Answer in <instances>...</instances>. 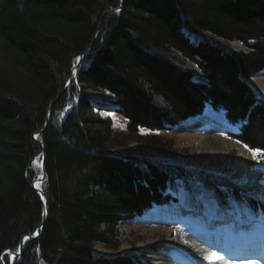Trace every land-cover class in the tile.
Here are the masks:
<instances>
[{
  "label": "trees",
  "instance_id": "16d2710c",
  "mask_svg": "<svg viewBox=\"0 0 264 264\" xmlns=\"http://www.w3.org/2000/svg\"><path fill=\"white\" fill-rule=\"evenodd\" d=\"M85 50L73 114L62 91ZM262 69L264 0H0V264L42 221L12 264H142L131 253H92L95 243L117 249L121 221L173 198L160 165L142 169L129 152L130 138L143 128L140 139L162 149L157 132L208 103L237 126L227 135L263 160L264 104L246 82ZM85 88L110 95L126 132ZM35 139L45 149V219Z\"/></svg>",
  "mask_w": 264,
  "mask_h": 264
},
{
  "label": "rangeland",
  "instance_id": "374dc122",
  "mask_svg": "<svg viewBox=\"0 0 264 264\" xmlns=\"http://www.w3.org/2000/svg\"><path fill=\"white\" fill-rule=\"evenodd\" d=\"M209 39L223 46L226 50L243 48L242 43L238 40L226 42L213 37ZM84 52L82 58L77 60L78 55L74 59L70 73V82L65 86L64 90V92L67 90V96L63 103V111H73V114L76 112L78 88L85 86L82 82L74 81L75 72L81 65L87 50ZM175 58L178 61L181 60L176 52ZM183 66L193 67L189 61H184ZM194 80L200 81L201 79L195 77ZM246 82L255 93L256 98L264 104V69L252 75ZM69 86L70 89H68ZM72 88L73 90H71ZM85 91L91 98L96 112L101 116L109 115L112 118L115 131H127L128 121L122 114L113 110L110 95L91 88H85ZM213 112L222 118L220 113ZM207 114L211 116L210 112H207ZM209 116L206 117L204 115L185 119L186 121L181 120L175 128L157 132L162 136L163 143L165 144L162 149L147 145L140 139V137H145L150 133V131H145L143 128L138 132L139 138L138 135L130 138L128 150L140 161L139 165L142 169L147 167L144 161L147 160L160 165L159 167L165 172L166 192H169L173 198L169 202L154 204L153 206L177 204L179 208L176 212L179 213H167V216L163 215L159 217L160 212L154 211L151 217L144 218L143 216L149 212L150 208H148L144 211V213L146 212L144 215L121 221L119 223L121 239L119 247L117 249H110L99 243H95L93 244L92 251L96 255L113 257L131 253L142 264H192V261L196 264H226V262L227 264H264V199H261V196L264 194L261 192L259 197L255 196L256 198L247 197V199H243L235 195H228L227 193L226 195L214 192L211 188H208L207 183L209 181L208 177L225 173L224 171L227 169H223L222 166L226 167L228 163L232 162V159L239 154L240 150L245 153L250 167L259 170L263 176L264 159L261 160L257 156L252 157L251 152L246 147L224 134L225 128H232L233 130V126L228 125L226 121H220L217 116L214 118H210ZM142 132L148 134H142ZM198 138L203 139L201 143L207 145L205 148L197 144ZM221 145L224 149L225 147H229L227 152L214 151V147L222 150L219 147ZM36 162L40 172L41 159L38 158ZM36 184L40 186V181ZM250 187L253 188L254 186ZM253 194L256 195L254 192ZM186 195H189V198L191 197V205L189 209H182L181 213L182 201L185 200ZM194 202L195 205L193 206ZM213 209L215 213L211 217L213 220H210L211 218H207V213ZM249 209H251L253 215L251 231L242 235L239 232H235L237 228L231 225L232 220L229 216H238L236 217L237 220L233 218L234 224H236L237 221L248 214ZM189 211L195 213L203 211L204 214L198 216L197 222V219H190L187 216ZM218 216H224V219H218V222L214 221ZM199 221L214 222L219 227L216 228L215 225L213 227H206L204 225V230H200L198 226ZM228 221H231L230 225L225 226ZM229 229V237L236 239L237 242L234 243V240H232V243L223 241V245L226 246L224 249L215 248L211 244H206L207 242L200 241V238L204 236L206 231H220L221 235L219 236H222ZM177 234H187L186 236L189 239V243H187L189 247L187 249L179 248L172 243L177 241ZM256 240L259 241L256 242ZM245 241H250L251 244L254 243L256 248L253 250L248 249L251 245L245 248V246L241 245ZM197 247H200L202 250L199 251ZM204 252L209 253V257L207 256L209 259L205 257ZM213 253L219 254L221 258L212 256ZM198 257L202 258L201 261L198 260ZM15 259V255L10 253V251L7 252L8 264H12Z\"/></svg>",
  "mask_w": 264,
  "mask_h": 264
},
{
  "label": "bare ground",
  "instance_id": "6f19581e",
  "mask_svg": "<svg viewBox=\"0 0 264 264\" xmlns=\"http://www.w3.org/2000/svg\"><path fill=\"white\" fill-rule=\"evenodd\" d=\"M257 78H259V76H257ZM253 84H254V82H253ZM207 112H210L211 116H209L207 114ZM216 114L211 110V108L208 105H206L205 110H204V115L206 117L209 116L210 118L211 117L214 118L215 116H217V117H219L218 119H220V121L225 122V120H222L223 117L221 118L220 116H218ZM187 119H189V118H187ZM202 140L203 139L198 138L197 139V141H198L197 144L200 147L203 146L205 148L207 145L204 144V143H201ZM221 146H219V147L222 150H219L218 147H214V151L227 152L229 147H225V149H224V147L223 146L221 147ZM229 151H230V149H229ZM222 168L223 169H227L226 171H224L225 173H223V174L221 173V174H218V175H215V176H212V177H208V179H209V181L207 180L208 181L207 182L208 183V188H211L212 191L219 192V193H224V194L227 193L228 195L229 194L235 195V196L241 197L243 199L244 198L247 199V197H249V198H252V197L256 198L255 196L259 197L261 192L264 194V176L262 175V173L259 170H255L252 167H250L249 160L246 158V155H245V153L243 151L240 150L239 154L232 159V162L228 163V165L226 167L222 166ZM252 185L254 186L253 188L250 187ZM36 187L39 189L37 184H36ZM253 192L256 195H254ZM190 199H191V197L189 198V195H186L185 200L182 201L183 205L181 206V211H180L181 213H182V209H185V208L189 209V206L191 205V200ZM192 205L194 206L195 202ZM217 207H219V206H217ZM178 208L179 207L177 206V204H173V205H170V206L169 205H163V206L162 205L161 206L160 205H155V206H153V207H151L149 209V212L147 214H145L146 213L145 212L144 213L145 215L143 214L144 215L143 217L144 218L151 217L152 213L154 211H159L160 212V216L159 217H162L163 215L167 216V213L168 214L179 213V212H176ZM199 212H201V213H199ZM199 212L195 213L193 211H189V213H187V216H189L190 219H197V222H198V216H201V215L204 214L203 211H199ZM214 213H215L214 209L211 210V211H208V213H207L208 217L207 218L208 219L211 218L214 215ZM190 214H191L192 217L190 216ZM195 217H197V218H195ZM229 217L231 218L232 222L231 221L226 222L227 224H225V226H229L230 222H231V225L235 226L233 218L235 220H237L236 217H238V216L237 215L236 216L231 215ZM229 217H227V218H229ZM218 219L223 220L224 216H218V217H216V220H214V221L218 222L217 221ZM210 220H213V218H211ZM204 225L206 227H213L214 225L216 226V228L219 227L214 222L199 221V225L198 226H199L200 230L201 229L204 230V227H205ZM208 230H210V229H208ZM229 231H230V229L226 230L224 232V235H222V236H219V235H221L219 233L220 231H215V232L206 231L204 236H202L200 238V241L207 242L206 244H211L215 248L224 249V248H226V246L223 245V241H225L227 243H232V240H234V243L237 242L236 239L229 237ZM235 232L238 233L239 231L236 230ZM194 234H195V232H194ZM186 235L185 234H177L176 238H177L178 242L175 241V242H172V243L177 245V247H179V248L187 249L189 247L187 245V243H189V239H188V237ZM257 241H259V240H256V242ZM252 244H254V243H252ZM252 244L250 243V241H245V243H242L241 245L245 246V248L249 247L248 245H251L248 249L253 250V249L256 248V245L254 244L252 246ZM173 248H176V247H173ZM194 248H196V246H194ZM197 249H199V251L202 250V249H200V247H197ZM204 253H205V257L208 258L209 257L208 254L209 253L208 252H204ZM212 256H214V255H212ZM198 258H199L198 260L201 261L202 258L201 257H198ZM192 262H193L192 264H196L194 261H192Z\"/></svg>",
  "mask_w": 264,
  "mask_h": 264
},
{
  "label": "water",
  "instance_id": "95a60500",
  "mask_svg": "<svg viewBox=\"0 0 264 264\" xmlns=\"http://www.w3.org/2000/svg\"><path fill=\"white\" fill-rule=\"evenodd\" d=\"M248 43H249V44H252V43H253V40L250 39V40L248 41ZM84 53H85V52L79 54V58H82L83 55H84ZM70 78H71V76L69 77L68 82L65 84V86L68 85V83L70 82ZM64 90H65V87L63 88V91H62V92H64ZM47 125H48V118H46V122H45L44 127H43L42 129H40L39 131H37V133L40 132V131H42ZM35 140H36V139H35ZM36 141H37V142L41 145V147H42V149H41V150H42V151H41V168H40V176H38V177L34 180V182H33V187H34V188L36 189V191H37V192L43 197V202H44V207H45V216H44V219H45V217L47 216V213H48V200H47V198L45 197L43 191H42L41 189H38V188L35 186V184H36L37 182L41 181V180L43 179L44 175H45V172H44L45 149H44V146H43V144L41 143V141H39V140H36ZM42 223H43V221H42ZM42 223L39 225V227L36 229V231H35L33 234H26V235H24V236L20 239V241H19L18 249H17L16 251H10V253H12L13 255H15L16 257H19V256L21 255V250H22V246H23L24 241H25L26 239H30V238L37 237V236L39 235V231H40V227H41ZM92 253H93L94 255H96L94 252H92ZM9 264H10V263H9Z\"/></svg>",
  "mask_w": 264,
  "mask_h": 264
},
{
  "label": "snow or ice",
  "instance_id": "6c2138e0",
  "mask_svg": "<svg viewBox=\"0 0 264 264\" xmlns=\"http://www.w3.org/2000/svg\"><path fill=\"white\" fill-rule=\"evenodd\" d=\"M119 11V10H117ZM80 58L77 57V60H79ZM142 134H148V133H143ZM261 199H264V195L261 196ZM252 220H253V215H252V211L251 209L248 210V214L243 216L239 221H237V223L235 224V227L237 228V230L239 231L240 234L244 235L247 234L251 231V224H252ZM214 256H216L217 258H221L219 256V254L217 253H213ZM227 264V262H226Z\"/></svg>",
  "mask_w": 264,
  "mask_h": 264
}]
</instances>
